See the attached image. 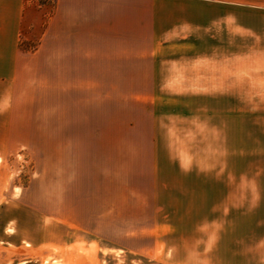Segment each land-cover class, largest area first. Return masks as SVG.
Here are the masks:
<instances>
[{"label":"rangeland","instance_id":"374dc122","mask_svg":"<svg viewBox=\"0 0 264 264\" xmlns=\"http://www.w3.org/2000/svg\"><path fill=\"white\" fill-rule=\"evenodd\" d=\"M168 60L78 90L107 121L70 153L31 124L3 140L0 264H264V106L208 99L183 83L195 58Z\"/></svg>","mask_w":264,"mask_h":264},{"label":"crops","instance_id":"0c3cea01","mask_svg":"<svg viewBox=\"0 0 264 264\" xmlns=\"http://www.w3.org/2000/svg\"><path fill=\"white\" fill-rule=\"evenodd\" d=\"M173 58L196 59L183 83L196 75L208 99L264 106V0H0V144L31 124L25 136H51L59 152L68 139L70 153L107 121L78 90L122 88Z\"/></svg>","mask_w":264,"mask_h":264},{"label":"trees","instance_id":"16d2710c","mask_svg":"<svg viewBox=\"0 0 264 264\" xmlns=\"http://www.w3.org/2000/svg\"><path fill=\"white\" fill-rule=\"evenodd\" d=\"M21 47L24 49V50H27V46H25L23 43L21 44Z\"/></svg>","mask_w":264,"mask_h":264},{"label":"built area","instance_id":"2783aa9c","mask_svg":"<svg viewBox=\"0 0 264 264\" xmlns=\"http://www.w3.org/2000/svg\"><path fill=\"white\" fill-rule=\"evenodd\" d=\"M47 1H49L51 3H55L56 0H47Z\"/></svg>","mask_w":264,"mask_h":264}]
</instances>
